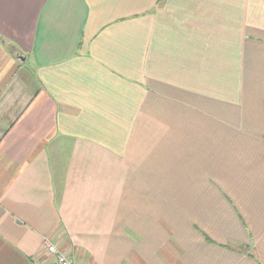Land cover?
<instances>
[{
  "label": "crops",
  "instance_id": "0c3cea01",
  "mask_svg": "<svg viewBox=\"0 0 264 264\" xmlns=\"http://www.w3.org/2000/svg\"><path fill=\"white\" fill-rule=\"evenodd\" d=\"M44 238L264 264V0H0V264Z\"/></svg>",
  "mask_w": 264,
  "mask_h": 264
},
{
  "label": "built area",
  "instance_id": "2783aa9c",
  "mask_svg": "<svg viewBox=\"0 0 264 264\" xmlns=\"http://www.w3.org/2000/svg\"><path fill=\"white\" fill-rule=\"evenodd\" d=\"M43 246L49 254L55 257L58 264H73L72 260L62 253L48 238L43 239Z\"/></svg>",
  "mask_w": 264,
  "mask_h": 264
},
{
  "label": "water",
  "instance_id": "95a60500",
  "mask_svg": "<svg viewBox=\"0 0 264 264\" xmlns=\"http://www.w3.org/2000/svg\"><path fill=\"white\" fill-rule=\"evenodd\" d=\"M22 61H24V58H22V57H19Z\"/></svg>",
  "mask_w": 264,
  "mask_h": 264
}]
</instances>
